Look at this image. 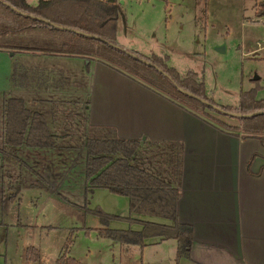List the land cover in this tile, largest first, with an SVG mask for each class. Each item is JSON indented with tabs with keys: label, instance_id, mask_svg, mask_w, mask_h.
I'll return each mask as SVG.
<instances>
[{
	"label": "rangeland",
	"instance_id": "374dc122",
	"mask_svg": "<svg viewBox=\"0 0 264 264\" xmlns=\"http://www.w3.org/2000/svg\"><path fill=\"white\" fill-rule=\"evenodd\" d=\"M123 1L124 15L118 22V42L122 47L142 54L168 55L170 64L182 74L190 69L197 71L205 79L209 97L220 105L237 106L241 93L253 88L257 97L264 99V57L252 52L258 43L264 45V16L260 15L264 0ZM224 44L226 51L221 53L217 47ZM6 53L0 52V73L7 72L10 66L4 75L10 73L5 82L12 89L15 86L13 96L39 95L72 101L61 111L63 128L58 131L56 125L52 127L53 131L69 135L54 139L55 149L19 148L18 155L27 161V168H13L16 172L12 177L7 174L0 179V264H55L63 253L83 264H185V258H177L174 239L141 248L122 245L99 234L103 224L94 209L122 216H129L130 210L127 197L105 188L96 189L86 200V153L82 152V145L88 126V104L84 103V96L92 84L84 73L83 62L68 56L56 60V68H73L76 77L71 80V89L54 87L40 91L20 86L26 85L23 66L41 60L29 53ZM260 53L264 55V50ZM255 75L260 78L254 79ZM67 79L60 73L53 82L64 85ZM1 81L0 76V85ZM6 96V91H0V131ZM57 109L62 110L55 106L44 111L50 123ZM216 115L228 123H239L238 118ZM64 143L68 145L60 146ZM150 157L159 162L160 157ZM138 159L140 162V152ZM138 217L165 221L152 216ZM110 227L136 230L140 224L112 220ZM36 253L37 259L30 258Z\"/></svg>",
	"mask_w": 264,
	"mask_h": 264
},
{
	"label": "trees",
	"instance_id": "16d2710c",
	"mask_svg": "<svg viewBox=\"0 0 264 264\" xmlns=\"http://www.w3.org/2000/svg\"><path fill=\"white\" fill-rule=\"evenodd\" d=\"M123 15L120 0H38L35 3L0 0V52L68 56L101 62L219 130L242 139L255 138L264 145V99L257 97L255 88L243 91L237 106L218 104L209 97L205 79L197 71L190 69L182 74L170 64L168 55L142 54L122 47L118 42V22ZM260 15H264V8ZM216 113L238 118L239 123H228ZM2 138V159L20 167L28 166L18 155L22 145L55 146L54 135L43 113L30 109L21 97H6L3 102ZM84 139L86 200L99 188L129 200V216L107 213L99 208L93 210L103 224L98 229L99 234L122 245L141 248L153 240L175 239L177 258L188 257L192 234L186 223L168 224L138 217L178 219V187L161 171L147 168L138 159L142 145L157 153L162 152L161 148L140 138L123 139L114 126L90 125ZM112 220L140 224L141 228H111ZM30 258L37 259L38 253ZM55 264L83 263L63 253Z\"/></svg>",
	"mask_w": 264,
	"mask_h": 264
},
{
	"label": "crops",
	"instance_id": "0c3cea01",
	"mask_svg": "<svg viewBox=\"0 0 264 264\" xmlns=\"http://www.w3.org/2000/svg\"><path fill=\"white\" fill-rule=\"evenodd\" d=\"M119 26L118 23V39ZM263 50V43H258V48L252 52L253 55L264 57L260 53ZM28 55L39 58L41 62L23 66L26 85L21 88L31 86V89L40 91L54 87L71 89V80L76 77L73 68H56L53 65L56 60L67 57ZM74 59L83 62L84 73L92 84L90 92H85L84 96V103L88 104V126H114L123 139L140 138L159 144L153 147H160V153L142 145L140 163L155 172L161 171L178 187V219H162L165 221L160 222L186 223L190 227L192 246L190 255L184 259L185 264H264V145L260 140L242 139L221 131L101 62ZM9 70L10 66L7 72ZM7 72L0 73V91H6L8 98L14 95L15 86L13 89L11 84L7 86L5 80L9 81L10 77V73L5 77ZM60 73L63 78L68 77L69 84L53 82ZM19 97L24 98L33 111H41L45 118L46 108L61 106L62 110L57 109V113L51 116L52 125L46 120L54 139L69 135L68 132L58 131L63 128L61 111L68 108L66 103L72 100L39 95ZM53 124L58 131H53ZM2 133L0 131L3 144ZM84 141L82 152L86 153ZM151 155L160 157L159 162L155 163L157 159L151 158ZM254 155L257 156L252 158ZM0 166V179L7 174L12 177L16 172L12 171L13 168L17 171L27 168L4 161L1 154ZM7 189L10 191L11 186ZM163 241L153 240L147 245Z\"/></svg>",
	"mask_w": 264,
	"mask_h": 264
},
{
	"label": "water",
	"instance_id": "95a60500",
	"mask_svg": "<svg viewBox=\"0 0 264 264\" xmlns=\"http://www.w3.org/2000/svg\"><path fill=\"white\" fill-rule=\"evenodd\" d=\"M121 3H123V1L121 0L120 1ZM217 50L221 53H224L226 51V45H221V46H218L217 47ZM14 55L13 52H11V56ZM87 62H89V59H87ZM260 77L258 75H255L254 79H259Z\"/></svg>",
	"mask_w": 264,
	"mask_h": 264
},
{
	"label": "flooded vegetation",
	"instance_id": "af4514ba",
	"mask_svg": "<svg viewBox=\"0 0 264 264\" xmlns=\"http://www.w3.org/2000/svg\"><path fill=\"white\" fill-rule=\"evenodd\" d=\"M2 131H3V128H2Z\"/></svg>",
	"mask_w": 264,
	"mask_h": 264
}]
</instances>
